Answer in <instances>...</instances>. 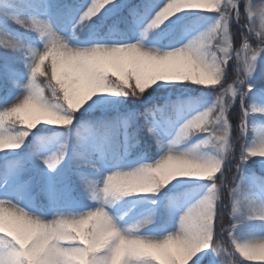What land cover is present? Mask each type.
Returning <instances> with one entry per match:
<instances>
[{"label":"snow or ice","instance_id":"obj_1","mask_svg":"<svg viewBox=\"0 0 264 264\" xmlns=\"http://www.w3.org/2000/svg\"><path fill=\"white\" fill-rule=\"evenodd\" d=\"M0 49V264H264V0H0Z\"/></svg>","mask_w":264,"mask_h":264},{"label":"rangeland","instance_id":"obj_2","mask_svg":"<svg viewBox=\"0 0 264 264\" xmlns=\"http://www.w3.org/2000/svg\"><path fill=\"white\" fill-rule=\"evenodd\" d=\"M248 2V0H242V3H247ZM252 2L253 3H260V0H252ZM257 27H259V24H257ZM233 31H235V28L233 29ZM252 41H250V43H251ZM2 50H4V49H0V59L1 60H3V61H7L8 59H9V57L4 53V51H2ZM21 67H22V65H21ZM10 85L8 84V83H6L5 85H4V87H0V100H2L4 97H6V96H8V94H9V89H10ZM238 103V102H237ZM257 103H262L261 101H257ZM229 118L230 119H232V117H231V115L229 116ZM257 119L260 121V122H262V123H264V118H260V117H257ZM249 167L251 168H254V167H258V166H256V165H253L252 164V162H249ZM225 171H226V173L230 176L231 175V173L230 172H228V169L226 168L225 169ZM202 182V181H201ZM203 183V182H202ZM244 234H246L245 232H241V233H239V235H244Z\"/></svg>","mask_w":264,"mask_h":264},{"label":"trees","instance_id":"obj_3","mask_svg":"<svg viewBox=\"0 0 264 264\" xmlns=\"http://www.w3.org/2000/svg\"><path fill=\"white\" fill-rule=\"evenodd\" d=\"M2 51H4V53H5V50H2ZM6 63V60L5 61H3V60H1L0 59V66H2V65H4ZM7 82L2 78V77H0V87L2 86V87H4V85L6 84ZM193 88H195V86H193ZM200 93L197 91V92H194L193 93V95H196V96H198ZM210 99V98H209ZM151 153H152V155H153V157H154V155L156 154V150H155V145L153 144L152 145V147H151ZM133 155H134V153H133ZM252 168V167H251ZM256 170H258V167H254ZM198 183H202V182H198Z\"/></svg>","mask_w":264,"mask_h":264},{"label":"clouds","instance_id":"obj_4","mask_svg":"<svg viewBox=\"0 0 264 264\" xmlns=\"http://www.w3.org/2000/svg\"><path fill=\"white\" fill-rule=\"evenodd\" d=\"M255 255H257V256H264V249L257 251L255 253Z\"/></svg>","mask_w":264,"mask_h":264}]
</instances>
